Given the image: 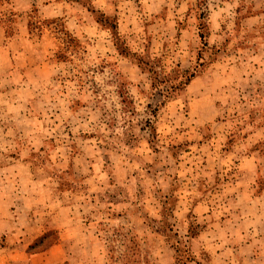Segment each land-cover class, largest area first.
Instances as JSON below:
<instances>
[{"label":"rangeland","instance_id":"374dc122","mask_svg":"<svg viewBox=\"0 0 264 264\" xmlns=\"http://www.w3.org/2000/svg\"><path fill=\"white\" fill-rule=\"evenodd\" d=\"M54 245L264 264V0H0V264Z\"/></svg>","mask_w":264,"mask_h":264},{"label":"crops","instance_id":"0c3cea01","mask_svg":"<svg viewBox=\"0 0 264 264\" xmlns=\"http://www.w3.org/2000/svg\"><path fill=\"white\" fill-rule=\"evenodd\" d=\"M68 237L70 236H62L61 240L59 241L60 243L62 241H64V239H68ZM61 245H54L52 248L48 249L45 253L39 254V255H35L33 258H31L32 261H36L39 260V264L43 263V264H49V262L52 263V261L57 260L60 255L63 256L62 252H61ZM43 261H46L43 262ZM63 264H65V262H63Z\"/></svg>","mask_w":264,"mask_h":264},{"label":"trees","instance_id":"16d2710c","mask_svg":"<svg viewBox=\"0 0 264 264\" xmlns=\"http://www.w3.org/2000/svg\"><path fill=\"white\" fill-rule=\"evenodd\" d=\"M201 37H203V35ZM184 73H188V72H184ZM196 74H197L196 72H191V74L188 77L185 78V84H187L192 78H194L196 76ZM171 84H172V86L168 87V89H166L165 91L170 92L171 89H175L178 86H181L183 84V82L181 81V82H179L177 84H173V82H171ZM168 92H166V93H168ZM167 98H168V96H167Z\"/></svg>","mask_w":264,"mask_h":264}]
</instances>
